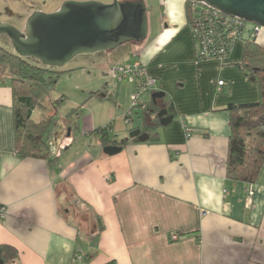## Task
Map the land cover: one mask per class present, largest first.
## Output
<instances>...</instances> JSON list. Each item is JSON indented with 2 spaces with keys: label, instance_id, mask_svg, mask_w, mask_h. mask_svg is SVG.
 <instances>
[{
  "label": "crops",
  "instance_id": "crops-1",
  "mask_svg": "<svg viewBox=\"0 0 264 264\" xmlns=\"http://www.w3.org/2000/svg\"><path fill=\"white\" fill-rule=\"evenodd\" d=\"M185 1L160 0L165 24L155 19L148 26L144 46L131 59L118 58L138 46L88 58L94 62L105 54L110 79L114 64L141 62L155 81L134 107L142 121L149 93L171 97L166 109L173 120L150 130L145 123L136 126L148 140L126 134L117 154L102 152L98 133L84 143L83 137L100 127L90 117L76 149L71 139L63 140L69 121L52 125L54 139L65 144L55 153L48 144L54 162L19 155L11 83L8 75H0V203L6 207L0 247L16 252L12 258L0 252V264H264V164L252 184L225 175L226 107L256 101L258 89L234 65L241 60L242 41L226 60L197 64ZM258 42L264 45V29ZM173 64L178 65L174 75ZM219 80L224 84L217 90ZM111 82L116 96L124 94L130 102L135 80ZM129 104L118 111L119 118H125ZM129 116L128 123L132 111ZM182 122L191 130L188 137ZM71 133L70 126L67 136ZM110 138L118 140L113 132Z\"/></svg>",
  "mask_w": 264,
  "mask_h": 264
},
{
  "label": "trees",
  "instance_id": "trees-1",
  "mask_svg": "<svg viewBox=\"0 0 264 264\" xmlns=\"http://www.w3.org/2000/svg\"><path fill=\"white\" fill-rule=\"evenodd\" d=\"M193 16L192 1L186 0L185 18L189 26ZM2 39L0 38V41ZM205 61L207 60H196L197 64ZM234 65L257 86L258 99L241 104H229L226 107L229 112L230 132L225 175L230 180L252 184L264 164V45L258 42V37L243 42L241 60ZM0 66L3 67L0 69V75L9 76L13 92L12 110L16 152L21 156L41 157L48 162H54L56 158L52 157L45 141V136L53 125L54 116L49 114L35 121L31 118V112L39 105L45 108L40 101L57 82L62 70L45 66L34 57L19 56L15 51L8 50L2 45H0ZM154 108L149 103L144 110L155 111ZM71 114L68 116L70 117ZM156 126H158L157 118L149 129H155ZM110 129V124H105L91 132L98 133L101 144L105 145L114 142L110 138ZM128 134L135 140L140 134V129L130 128ZM126 140H116V143L123 145ZM3 251H7V258L16 256L15 250L8 246L0 247V252ZM0 263H2L1 258Z\"/></svg>",
  "mask_w": 264,
  "mask_h": 264
},
{
  "label": "water",
  "instance_id": "water-1",
  "mask_svg": "<svg viewBox=\"0 0 264 264\" xmlns=\"http://www.w3.org/2000/svg\"><path fill=\"white\" fill-rule=\"evenodd\" d=\"M218 11L236 16L264 28V0H192ZM148 16L144 0H65L53 12L33 11L23 30L0 21V35H6L15 53L34 57L45 66L61 67L79 54L111 51L127 42L139 43L147 38ZM164 96L156 91L151 101ZM151 111V110H150ZM155 118L162 126L173 120L166 108H159ZM69 134V128L68 132ZM146 132L138 135L148 140ZM122 145L105 144L102 152L114 155Z\"/></svg>",
  "mask_w": 264,
  "mask_h": 264
},
{
  "label": "rangeland",
  "instance_id": "rangeland-1",
  "mask_svg": "<svg viewBox=\"0 0 264 264\" xmlns=\"http://www.w3.org/2000/svg\"><path fill=\"white\" fill-rule=\"evenodd\" d=\"M63 1L65 0H0V11H10L15 15L20 14L24 17L32 5L38 7L43 12H53L59 8ZM98 1L105 3L110 2V0ZM144 2L148 16V26L150 27L151 25H154L155 19H158V23L163 27L165 23H161L162 19L160 17L163 14V9L160 5V0H144ZM5 20L19 28L24 24V19L20 22L15 21L14 18L13 20ZM150 31L152 32V30ZM240 41H237L235 45L237 43L242 44ZM144 43L145 40L137 43L138 47L134 51L129 50L132 52L123 55L122 57L120 56L118 59L128 60L136 56L144 46ZM132 44V42H127L121 46L132 49ZM5 47L11 50L10 46ZM110 58L114 59L113 57ZM194 60H196V57H194ZM173 66L172 75L178 71V65L173 64ZM2 68L3 67L0 66V69ZM107 68L108 62L105 54L100 55L98 60L94 62L89 61V59L85 57H74L63 66L57 67V69L62 70V72L58 75L57 82L47 91V93L44 94L40 101L45 108L41 105L37 106L35 115L32 119L36 120L39 117H42V115L45 116L46 112L54 116L53 124L56 123L57 120L58 123H60V121L62 122V119L66 118L70 125L67 127L63 140L71 139V146L75 149L80 148V146H78V144L81 143L80 130L85 123H88L90 117L95 119L97 126H104L109 123L110 126H112L111 133L113 132L118 140H121L126 134H128L129 128L136 126L143 127L144 123L148 124L149 122L154 121L157 112L145 111V113H143L142 121L137 115L139 114L138 107L132 109L131 122L126 123L123 118L124 116H122V119L119 118L118 111L122 109L127 110L130 102L127 101L124 94L122 95V98L116 96V90L112 88L113 82H111L112 80L106 75ZM192 89L193 87L190 86L187 91L190 92ZM104 92L106 93V97H100L99 95H103ZM148 95V101H150L153 108L155 107V111L159 110V108H169L171 104V97L169 94L168 96L157 98L156 105L151 101V94L149 93ZM121 100L122 102H120ZM69 114H71V118L68 116ZM130 124L131 126L129 127ZM70 126L72 127V133L67 136L68 128H70ZM77 126L79 128H77ZM124 127L127 129H124ZM53 131L54 127L51 126L49 132L45 136V140L52 148L53 153H55V151L61 152V150L64 149L63 146L65 144L63 145L62 143L61 145L58 140L56 141L54 139ZM84 133L85 131L83 132V135H85ZM92 134L93 132L91 134L87 133L86 137H83L84 143L88 144ZM91 140L93 143H98V139L96 140L95 138H92Z\"/></svg>",
  "mask_w": 264,
  "mask_h": 264
},
{
  "label": "built area",
  "instance_id": "built-area-1",
  "mask_svg": "<svg viewBox=\"0 0 264 264\" xmlns=\"http://www.w3.org/2000/svg\"><path fill=\"white\" fill-rule=\"evenodd\" d=\"M192 1V0H191ZM194 16L190 23V32L195 46L196 60H224L237 41L257 39L263 27L245 21L236 16L226 15L217 9L192 1ZM109 75L116 82L124 79L135 80L134 91L130 95L131 106L124 120L130 119L132 109L137 105L138 95L154 86V79L147 73L139 60L122 62L109 69ZM224 84L217 82V90ZM185 135H191L189 126L182 122ZM6 215V207L0 203V217ZM172 239L177 238L171 234ZM77 258H80L77 256Z\"/></svg>",
  "mask_w": 264,
  "mask_h": 264
},
{
  "label": "flooded vegetation",
  "instance_id": "flooded-vegetation-1",
  "mask_svg": "<svg viewBox=\"0 0 264 264\" xmlns=\"http://www.w3.org/2000/svg\"><path fill=\"white\" fill-rule=\"evenodd\" d=\"M36 10H41V9H39L38 7H35V6H30V9H29V11H27L26 12V15H24V17L22 16V15H20V14H14V13H12V12H10V11H0V21L1 22H6V20L5 19H12L13 20V18L15 19V21H17V22H20L22 19H24L23 21H24V24H25V21H26V18L33 12V11H36ZM6 23H9V22H6ZM9 24H11V23H9ZM24 24H23V26L21 27V28H19V27H17V28H19L20 30H23V28H24ZM13 25V24H12ZM15 26V25H14ZM1 37L0 38H3L2 39V41H1V44L0 45H2V46H10V48H11V50H13V47H12V45H11V42H10V40H9V38L6 36V35H4V34H1L0 35ZM133 44V47H137V43H135V42H132ZM4 46V47H5ZM121 47V46H120ZM119 47V48H120ZM6 48V47H5ZM118 49V47L116 48V49H114V50H111V51H103V52H113V51H115V50H117ZM9 50V49H8ZM14 51V50H13ZM99 53H102V52H97V53H93V54H79V55H76L75 57H85V58H90V57H92V56H98V54ZM115 65V64H114ZM143 107H144V109H145V107H146V105L144 106L143 105ZM54 125V124H53ZM154 125V121H152V122H149L148 124H145V126H144V129H146V130H150L149 128H151L152 126ZM62 126V125H61ZM67 130V129H66Z\"/></svg>",
  "mask_w": 264,
  "mask_h": 264
}]
</instances>
